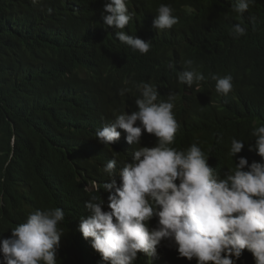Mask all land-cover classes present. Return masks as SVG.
<instances>
[{
  "label": "trees",
  "instance_id": "trees-1",
  "mask_svg": "<svg viewBox=\"0 0 264 264\" xmlns=\"http://www.w3.org/2000/svg\"><path fill=\"white\" fill-rule=\"evenodd\" d=\"M58 1L62 7L55 0H0V239L11 237L30 212L59 207L65 218L58 224L63 235L57 264H107L82 236L79 222L89 214L85 203L94 194L109 210L104 184L111 181L102 165L115 151L88 137L63 133L61 112L69 105L64 92L74 84L71 71L82 64L95 81L124 77V97L132 98L138 94L136 85L145 82L174 97L185 95L178 75L187 60L204 75L219 68L220 74L233 77L230 96L240 97L233 114L224 106L231 97H222L221 103L207 84L209 95L223 107L188 117L224 150L226 161L236 163L242 156L259 162L254 150L235 157L229 150L233 138L254 145L252 131L264 124V0H255L242 16L233 11L237 0H129L138 18L132 30L152 44L146 54L121 46L104 30L102 0ZM161 4L170 5L179 18L171 29L153 27ZM70 9L79 13L72 18ZM236 23L246 28L238 38L231 34ZM86 40L91 53L84 49ZM71 116L81 122L84 114L73 110ZM93 122L84 119V131H91ZM248 257L237 264H254ZM135 264H146L144 253H138Z\"/></svg>",
  "mask_w": 264,
  "mask_h": 264
},
{
  "label": "clouds",
  "instance_id": "clouds-1",
  "mask_svg": "<svg viewBox=\"0 0 264 264\" xmlns=\"http://www.w3.org/2000/svg\"><path fill=\"white\" fill-rule=\"evenodd\" d=\"M103 1L104 30L121 46L148 53L151 41L132 30L131 2L108 0L104 6ZM254 2L237 0L233 11L242 16ZM77 13L70 9L72 18ZM178 22L173 8L161 4L153 27L171 29ZM82 25L95 31L92 25ZM231 34L243 36L246 28L236 23ZM84 49L91 53L87 40ZM185 64L178 79L186 96L176 97L145 82L136 85L137 96L125 98L124 77L95 81L82 64L71 71L74 84L64 92L69 105L61 112L63 133L88 137L115 151L102 165L111 181L104 184L109 210H103L100 196H91L79 231L107 264H135L138 253L154 256L161 264H237L250 254L254 264H264V124L252 131L254 145L233 138L229 150L233 157L254 150L259 162L242 156L236 163L226 161L224 150L197 131L188 116L223 107L222 97L234 94L233 77L220 74L219 68L204 75L192 67V60ZM207 84L221 103L209 95ZM237 96H230V107L224 105L231 114L240 101ZM73 110L84 114L81 122L92 119L102 128L92 124L91 131H84L81 122L73 121ZM129 148L131 155L125 150ZM93 186L98 188V182ZM64 218L59 207L30 212L26 222L11 230V237L0 239V264H57L63 235L58 224Z\"/></svg>",
  "mask_w": 264,
  "mask_h": 264
},
{
  "label": "bare ground",
  "instance_id": "bare-ground-1",
  "mask_svg": "<svg viewBox=\"0 0 264 264\" xmlns=\"http://www.w3.org/2000/svg\"><path fill=\"white\" fill-rule=\"evenodd\" d=\"M132 13H134V15H133V18H132V20L131 21H136V20H138V18H137V16H136V12H133L132 11ZM130 21V22H131ZM129 22V23H130ZM71 92H68L67 94H70ZM65 121L67 120V121H69L68 119H64ZM96 122H98V121H96ZM93 127L95 128V129H97V130H99V129H101L102 128V126L100 127L99 125H97V124H93ZM34 136V135H33ZM3 139H4V137H3ZM1 141H3L2 140V138H1ZM5 141V140H4ZM33 141V140H32ZM69 144H70V142H69ZM115 144H117V145H121V142L118 144L117 143V141H115ZM125 150H127L128 152H129V154L131 155V153H133V151H131V148H129V149H125ZM20 152V151H19ZM7 153V152H6ZM96 154V156H98V153H95ZM126 157H128V156H126ZM92 194H94V193H92ZM104 193L102 192V195H103ZM95 195V194H94ZM102 198V197H101ZM104 200V199H103ZM83 252H84V250H83ZM156 257H158L157 255H155ZM75 257V256H74ZM95 257V256H94ZM94 257H93V259H94ZM91 259V258H90ZM159 259V258H158ZM75 260V259H74ZM92 260V259H91ZM95 260V259H94ZM145 260H146V264H150V262H152V263H154V264H156L157 263V261L154 259V256L152 257V259H151V257H149V256H147L146 255V257H145ZM151 260V261H150ZM91 262V261H90ZM94 262V261H93ZM158 264V263H157ZM161 264V263H160Z\"/></svg>",
  "mask_w": 264,
  "mask_h": 264
}]
</instances>
